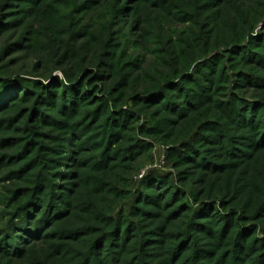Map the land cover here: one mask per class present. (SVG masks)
<instances>
[{"label":"rangeland","instance_id":"obj_1","mask_svg":"<svg viewBox=\"0 0 264 264\" xmlns=\"http://www.w3.org/2000/svg\"><path fill=\"white\" fill-rule=\"evenodd\" d=\"M0 264H264V0H0Z\"/></svg>","mask_w":264,"mask_h":264},{"label":"trees","instance_id":"obj_2","mask_svg":"<svg viewBox=\"0 0 264 264\" xmlns=\"http://www.w3.org/2000/svg\"><path fill=\"white\" fill-rule=\"evenodd\" d=\"M189 144H184V145H181L180 149H182V153H185V148L186 146H188ZM184 148V149H183Z\"/></svg>","mask_w":264,"mask_h":264}]
</instances>
